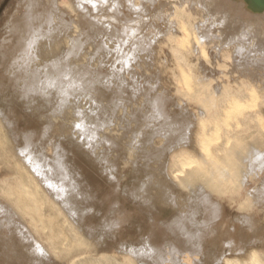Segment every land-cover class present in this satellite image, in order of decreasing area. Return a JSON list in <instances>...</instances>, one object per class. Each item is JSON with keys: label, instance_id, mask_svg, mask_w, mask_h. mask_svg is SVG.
Instances as JSON below:
<instances>
[{"label": "rangeland", "instance_id": "rangeland-1", "mask_svg": "<svg viewBox=\"0 0 264 264\" xmlns=\"http://www.w3.org/2000/svg\"><path fill=\"white\" fill-rule=\"evenodd\" d=\"M15 1L17 2V0H0V22H2L0 28H3L5 13L17 4ZM63 1L65 2L64 5L68 3V0ZM120 1L124 2L125 0ZM218 1L223 5L220 8L213 7V0H189L188 2L196 6L192 9L194 13L199 11V14L205 17L204 21L207 20L205 22L212 28L223 29V25L217 26L216 22L225 18L222 35L224 34L226 40L229 38V43L226 44L229 45V48H236L232 41H237L238 38L242 40L243 36L248 35L250 47H259V51L247 53L241 59L257 68L259 76L254 78L240 77L239 73L230 72L231 66L234 65L233 61L213 60L212 58L209 60L201 54H196L193 51L195 48L191 46L183 52V58L176 57L172 53L173 44L164 37L158 39L156 44L153 42L146 43L148 48L142 44L146 48V52H143L144 49L138 45L136 50L138 49L139 52L136 51L133 56H128V66L133 67L129 70L131 72L123 70L125 66H121L123 65L122 60H120L122 55L119 54L121 50H119V46L123 40L115 33L109 17L101 12L99 16L102 25L95 38L83 40L78 62L80 67L76 69L72 58L65 59L63 61L64 80L61 88L51 85L47 91V101H42L40 95L33 96L35 100L32 103L37 106L38 110L29 112L32 114L29 117L34 116L35 121L28 118L29 107L22 106V98L18 97L19 105L16 111L19 117L20 134L18 132V135L21 137H18L17 143L8 136L7 129L0 122V200L2 201L0 205L2 206L3 203V206L0 207L7 213L5 216L2 215L0 219L4 220L5 223L11 222L14 224L12 229H16L11 232V236L10 229H2L0 238L3 235L8 236V238L15 236V239L20 241L22 239L21 243L20 241L18 243L20 245H17L18 248L27 252L29 250V256L38 253L47 262L53 264H72L74 260L77 263L73 262V264H189V261L192 264H224L222 259L225 257L245 261L254 250L259 251L264 258V131L260 129L256 120L258 114L264 119V23L262 22L264 15L256 14L254 18L248 14L247 6H235L233 5L235 4L234 0H230L231 2L228 0ZM245 1L247 2V0ZM228 7L230 10L232 8V18L228 14ZM122 8L123 12L119 15L122 21L125 18L136 19L140 15L145 17L153 13L154 10V7L150 5V9L145 7L140 14V12L134 11L135 8H132L130 3ZM65 9L68 11V6ZM142 9L143 7H140L138 11ZM213 9L216 12L212 13ZM166 11L168 12L167 17L170 18V10ZM204 11H207L206 14ZM220 11L221 13H219ZM184 13L186 14V12ZM194 17L192 15L184 16L189 22L188 30L192 34L193 43L196 32L193 25ZM177 19V16H172L171 21L175 20L176 22ZM228 20L230 22L227 26ZM133 22L135 20L131 23ZM212 22L216 26H213ZM143 25L146 28L145 23ZM138 33V35L143 34V32ZM127 46V50H133L131 45L127 44ZM139 49H142V54ZM148 49L149 51H147ZM205 49L207 52L210 51L209 46H206ZM136 54L137 56H135ZM143 58L146 61L149 60L146 62ZM150 60L152 61L150 62ZM179 65L187 73L191 71L193 79L197 83L195 94L181 90L179 82L182 79V71ZM198 65L199 67H197ZM204 65L205 68H200ZM148 68L149 70H147ZM198 68L200 69L198 70ZM201 69H204L205 75L210 72L211 75H207L208 80ZM7 75L8 72L3 71V81ZM114 76L120 80H125L128 88L125 87V92L122 90L120 82L119 84L112 81ZM247 84H251L253 88L248 87ZM130 86L133 87V90L136 88L135 91L140 89L142 97L138 94L134 96ZM161 88L163 89L161 90ZM143 92L147 93L144 95ZM229 94L241 97L246 102L253 100L256 103L254 108L247 110L252 121L250 119L242 126H234L223 133L213 149L216 156L214 158L221 164L225 174L227 173L225 175L220 172L221 169L210 162L209 158L201 154L195 139L199 125L204 121V115L208 116L220 111L221 103ZM149 98H154V102L151 100L152 103ZM143 99L151 103H146ZM159 101L163 104L157 106ZM172 102L174 103L172 104ZM149 105L154 106V108H150ZM163 105L166 106L163 107ZM78 110L91 112L96 116V120L94 122L85 121L86 118L82 117V121L77 115ZM148 110L151 112L153 110V115ZM147 114L149 117L143 116ZM166 114L169 115L167 118H165ZM155 116H159V119ZM155 119H158L157 122ZM172 120L173 122L176 121L173 125ZM153 122L156 124L151 125ZM166 123H169L168 126ZM175 123H177L178 129ZM161 124L164 126L160 127ZM81 126H84L88 131L81 132ZM172 128L176 130H172ZM186 128V132H183ZM159 129L164 130H160L162 131L160 132ZM165 130L169 131L168 134L163 132ZM173 132L182 133V138L178 134L180 139L177 136L176 139L174 135L177 134ZM131 133L132 136H129ZM184 133L186 134L184 135ZM138 134L142 136L141 139ZM155 134L158 135L155 136ZM136 136L138 142H134ZM183 136L184 140L181 141ZM28 137L35 142L32 148L45 143L44 148L48 147L47 149L43 148L46 151L44 152L46 157L59 156L61 153L60 159L67 166H70L71 170L74 169L73 172L70 171L74 177L70 174L67 176H71V178H67V181L69 180V185L74 187L67 186L70 188L67 190L76 199L78 197L79 201L83 198V202H76L78 203L77 211L81 209L85 212L84 214L80 210L82 213L78 212V214L82 215V218L76 219V221H82L83 226L79 222L78 226H75L77 223L72 222L73 220L67 215L68 213L61 208L62 205H59L62 201L57 199L60 198L55 199L54 189L40 181L41 178L36 177V173L30 169L31 166H28L30 164L23 161L24 159L22 160V154L14 150L17 149L18 151V148L23 147ZM125 138H128V141ZM52 139H54L56 146H59L57 153H54L57 149L54 144L55 148L46 146V143ZM118 139L120 140L118 141ZM186 139L189 141L191 139V141L188 143ZM176 142L178 145L180 144L181 148L186 147L202 163L204 175L191 176L188 173L172 172L170 150L177 145ZM182 142L189 146L182 144ZM124 144L125 146H123ZM178 145L177 147H179ZM171 146L173 147L171 148ZM168 149L170 150L168 151ZM242 157H245V163L242 161ZM77 173L79 176H75V174L78 175ZM82 180L84 181L82 182ZM78 186L84 188L76 189ZM161 187L162 189H160ZM92 189L97 192L94 190L92 192ZM73 190L74 192H72ZM85 190H87L88 196L85 194ZM25 193L29 194L26 195ZM52 193L53 195H51ZM84 196L89 197L87 201L91 204L86 201ZM201 197L202 199L205 197V200L208 197L207 202H204V199L202 201ZM36 199L37 202L39 201L38 203ZM73 203L75 204V202ZM89 205L93 207L89 208ZM11 207L15 211H12ZM13 215L14 218H12ZM18 216L21 221H19ZM15 218L18 223L14 221ZM94 221L95 223H93ZM88 227L89 229H86ZM83 228H85V232L89 231L90 228L93 230H90V233H85ZM20 229L26 236L21 233ZM16 230L21 234L17 233ZM5 231H8L7 234ZM91 233L97 237L94 238L92 235L90 238ZM102 237L108 245L104 247L95 246L93 243L98 241L93 239L99 240ZM2 238L4 239V237ZM26 242L27 244L31 242V245H25ZM34 242L35 245L32 244ZM22 244L25 247L24 245L20 247ZM36 245L43 249L41 250L42 253L39 248H33ZM1 259L2 262L5 261L9 264L7 254Z\"/></svg>", "mask_w": 264, "mask_h": 264}, {"label": "bare ground", "instance_id": "bare-ground-1", "mask_svg": "<svg viewBox=\"0 0 264 264\" xmlns=\"http://www.w3.org/2000/svg\"><path fill=\"white\" fill-rule=\"evenodd\" d=\"M188 1L187 0H125L123 2V1H120V0H68L67 1L68 3L66 2L67 3L66 5H64L65 2L63 0H17V2L15 1L17 3V4L15 3L16 5L13 4L15 7L13 9L11 8L4 15V20H3L4 21V25H3V28L1 27L2 30L0 31V122H1L2 126H4V128L7 129V131H8L7 134H9L8 136L13 141H15V143H17L18 137L20 136V135H18V132L20 134V130L18 128L19 117L17 115L18 112L16 111V109H17V107L19 105L18 97L22 98V101H21L22 106H24V107L28 106L29 107V110L27 111L28 112L27 113L28 114V118L31 119L32 121L33 120L35 121V119L33 118L34 116L33 117H29V116H32V114L29 113V112H33V111L36 112L38 110L37 106H35L32 103L35 100V98H33V96L40 95V99L42 101H47L48 100L47 99V93H48L47 91H48V89H49V87L51 85H55L59 89L61 88V86L63 85V80H64L63 61L65 59L72 58L73 61L75 62L76 69H78L80 67L78 62H79V57H80V54H81V47H82V44H83V40L84 39H93V38H95L97 32L99 31L100 26L102 25L100 23L101 21H100V16H99L101 12L102 13L104 12L107 15V17H109V19L113 23V25L112 24L111 25H112V28L114 29L115 33L118 36H120L119 37L120 39L123 40V43H121L120 46H119V50L120 49L121 50L120 51L118 50L120 52L119 54L122 55L120 57L121 58L120 60H122L121 62H123V65H121V66H123V67L125 66V68L123 70H128L129 71L130 69L133 68V67L130 68L128 66V63H129L128 62V56H133V53L134 52L136 53V51L138 50V49L136 50V47L138 45H141V47L144 49L143 52L144 51L146 52L145 49L149 47V46L147 47L146 43H148V44H149V42L150 43H152V42L155 43L158 39L164 37V38H167L173 44L172 45V53L176 57H182L183 58V56H184L183 52L185 50H188L189 47L191 46L192 48L193 47L195 48V49H193V51L196 54H201L202 56H204L206 58H209V60H210V58H212L213 60L224 59L225 61H230V60L233 61L234 65L231 66L232 67L231 71H230V68L228 70L231 73H239L240 77H243V78H254L256 76H259V73H257V70H256L257 68L253 67V65L251 63L250 64L246 63L247 62L246 60L242 61V59H241L247 53H256V52L259 51V47H257V48H255L256 46H251L250 47V45H249L250 41H248L249 40L248 35L243 36L242 40H240L238 38L237 41H232V42H234L236 48H233V49L229 48L228 47L229 45L228 46L226 45V44L229 43V41H228L229 38L226 40L225 39L226 37L224 38V36H223L224 34L222 35V30H224V27H225V21H226L225 18L222 21L217 20V22H216L217 26L223 25L222 26L223 29L220 30V29L212 28L211 25H209V24H207L205 22L207 20L204 21L205 17L201 16L199 14V11L197 12L195 10L196 12L194 13V11L192 9L194 7H196V6H194L193 3L191 5V3L188 2ZM208 1H210V0H208ZM228 1H230V0H228ZM234 1H235V4H233V5H235V6H239V7L240 6L241 7L242 6L243 7L247 6L248 11H249L248 14H251L252 17H254V15H256V14H262L261 16L264 15V0H247L248 3L245 0H234ZM129 3L132 5V8H135V10L134 9L133 10L135 12L136 11L140 12V14L143 12L145 7L150 9V5H151V6L154 7L153 13L148 14L145 17L141 16V15L137 16L136 19L125 18V20L122 21V18L119 16L123 12V8L122 7H124L125 5L128 6ZM213 3L214 4H212V5H213L214 8H220V7L223 6L218 0H213ZM230 5L233 7V5L231 3H230ZM65 6L66 7L68 6V11L65 9L66 8ZM140 7H143V9L138 11L140 9ZM166 10H168V11L170 10V18L167 17L168 12ZM213 10H212V13L216 12V10H214V11ZM200 11H201V9H200ZM217 11H219V10L217 9ZM221 11L219 13H221ZM227 11H228V14L232 18L233 17L232 8H231V10H230V8L227 9ZM227 11H225V13H227ZM184 12H186V14ZM201 12H203V10ZM206 12H205V14H206ZM132 13H134V12H132ZM201 14H203V13H201ZM217 14H218V12L216 13V16H217ZM189 15H192V17L195 16L194 17L195 20H194V23H193V25L195 27V31H196L195 32V41H194V43L192 42V34L188 30L189 22L184 18V16L186 17V16H189ZM172 16L173 17L177 16L179 20L177 19L176 22H175V20L171 21ZM235 16H236V13H235ZM243 17H245V16H243ZM259 18H261V17L259 16ZM214 19H216V18H214ZM248 19H249V17H248ZM134 20H135V22L131 23ZM210 21H211V19H210ZM256 21H260V20H256ZM229 22L230 21L228 20L227 21V26L229 25L228 24ZM239 22H240V20H239ZM262 22L264 23V21H262ZM129 23H131V24H129ZM144 23H145L146 28H144V25H143ZM154 23H155V25H154ZM0 24H2V22H0ZM127 24H129V25H127ZM147 24H149V25H147ZM213 24L214 23L212 22V25ZM251 24H252V22H251ZM216 25H213V26H216ZM257 25H256V27H257ZM137 26H140V27L137 28ZM256 31H258V30H256ZM138 32H140V33L143 32L144 35L143 34L138 35L139 34ZM246 37H248V38H246ZM254 38H255V36H254ZM231 40H232V38H231ZM169 41H168V43H169ZM255 42H256V40H255ZM127 44L131 45V47L133 48V50L131 49L132 51L126 49L128 47ZM142 44L146 48H144L142 46ZM206 46L210 47V51L209 52L206 51V49H205ZM139 50L141 51L142 49H139ZM147 51H149V49ZM137 52H139V51H137ZM141 54H142V51H141ZM144 54H146V53H144ZM135 56H137V54ZM138 56L140 57L139 54H138ZM263 56H264V54H263ZM153 57H154V54H153ZM251 57L252 56L250 55V58ZM130 58H129V61H130ZM136 60H137V58H136ZM151 61L152 60H150V62ZM154 61H155V59H154ZM198 61H200V60L198 59ZM148 66H150V65H148ZM179 67H180V69L182 71L181 72L182 73V79L179 82L181 90L184 91V92H188L189 94H195V92H196L195 86H196L197 83H195V81L193 79V76L191 74V71L189 73H187L186 71L183 70L181 65H179ZM197 67H199V65ZM201 67L205 68V65L204 66H200V68ZM200 68H198V70ZM145 69H143V71H145ZM118 70H121V69H118ZM147 70H149V68ZM213 70H211V71H213ZM3 71H7L8 72V75L6 77H4V81L5 82L3 81ZM208 71H209V69H208ZM214 71H216V70H214ZM129 72H131V71H129ZM202 72L204 73V69L202 70ZM207 75L210 76L211 75L210 72ZM207 75H205V73H204L205 78L208 80ZM129 76H131V75H129ZM212 76H214V75H212ZM113 79H114V80H112L113 82H115V83H119L120 82L121 83L122 90L125 92L124 89H125V87L127 88L125 80H120V78L118 79L117 76L116 77L114 76ZM141 79H142V77H141ZM247 86L250 87V88H253V86L251 84H247ZM213 87H214V85H213ZM263 88H264V86H263ZM131 89L134 92V96L136 94L140 95L141 92H142L140 89H137V91H135L136 88H135V90H133V87H131ZM162 89L163 88H161V90ZM214 89H216V88L214 87ZM135 92H137V93H135ZM252 92L254 93V91H252ZM145 93H147V92H145ZM145 93L143 92L144 95H145ZM149 93H150V91H149ZM140 96H138V97H140ZM138 97H136V98H138ZM153 99L154 98H152V99L149 98L150 101L153 100ZM157 99H159L158 96H157ZM254 100H255V98H254ZM155 101H157V100H155ZM144 102H146V103L148 102L149 103L148 100L147 101L144 100ZM153 102H154V100H153ZM173 103L174 102H172V104ZM255 103L256 102L253 101V100H248L246 102L241 97H236V96H232V95L229 94L228 96L225 97V99L221 103V105H220L221 110L213 113L212 115L211 114L208 115V116L204 115V121L199 125V128L197 130V134H196V139H195V141L197 143V146L200 149V152H201V154L204 157L209 158L210 162L212 164H214L216 167L221 169L220 172L222 174H225V172H224L221 164L217 161L216 158H214L216 156H215V153H214L213 149L215 148L220 136L223 133H226L227 131H229L234 126H242L243 123H246V121H249L251 119V117H249L248 114H247V112H248L247 110H248V108H254ZM21 104H20V106H21ZM159 104H163V103H160V101H159V103H157V106H159ZM141 106H143V105L141 104ZM149 106H150V108L151 107L154 108V106H151V105H149ZM165 106L163 105V107H165ZM38 107L40 108L39 105H38ZM144 107H145V104H144ZM176 107H178V106L176 105ZM144 109H143V111H144ZM169 111H170V109H169ZM85 112H86V114H85ZM85 112H83L81 110L77 111V115L80 117L81 120H82V117L86 118L85 121L90 120L91 122H94L96 120V116H94L91 112H87V111H85ZM145 112H146V110H145ZM148 112H151V111L148 110ZM152 112H153V110H152ZM181 113H183V112H181ZM168 114H172V113H168ZM168 114H166L167 116L165 115V118H167L169 116ZM148 115L149 114L143 115V116L149 117ZM152 115H153V113H152ZM136 117H138V116H136ZM155 117H158V119H159V116H155ZM119 118H117V119H119ZM133 118L135 119V117H133ZM125 119H123V120H125ZM141 119H143V118L141 117ZM144 119H145V117H144ZM148 119H150V118H148ZM157 120H156V122H157ZM175 120H174V122H176ZM256 120H257V122L259 124L260 129L264 131V119H263V117L258 114ZM138 121H140V120H138ZM150 121H151V119H150ZM161 121H162V119H161ZM251 121H252V119H251ZM134 122H136V121H134ZM141 122H143V121H141ZM156 122H153L151 125H153L154 123L156 124ZM167 122H168V120H167ZM172 122H173V120H172ZM174 122L172 123V125L174 124ZM140 124H142V123H140ZM168 124H167V126H168ZM175 124L177 126V123H175ZM157 126H158V124H157ZM163 126L164 125H162L160 127H163ZM176 126H175V128H176ZM126 127H128V126H126ZM145 127H147V126H145ZM80 129H81L80 130L81 132H85V131L87 132L88 131V129L86 130V128L84 126H81ZM167 129H170V128H167ZM174 129L172 128V130H174ZM177 129H178V126H177ZM145 130H147V129H145ZM160 130H164V129H159V131ZM185 130H187V128L184 129V131H183V129H181V131H183V132H186ZM141 131H142V129H141ZM154 131H156V130H154ZM93 132H95V130H93ZM140 132H139V134H140ZM142 132H141V135H142ZM160 132H162V131H160ZM163 132L164 133L166 132L165 134H168L169 131L167 132L165 130ZM136 133H137V131H136ZM136 133L134 134V136L136 135ZM187 133L189 134V132H187ZM158 134H155V136L158 135ZM174 134H177V135H174V136L178 137V134H180V133H174ZM181 134H180V136L182 138ZM185 134L186 133H184V135ZM25 136H27V135L25 134ZM129 136H132V133ZM161 136H163V135H161ZM166 136H168V135H166ZM187 136H189V135H187ZM138 137H140V139L142 138V136H140V135ZM138 137L136 136V138H134V139H136L134 142L137 141ZM165 137H164V140L166 139ZM177 137H176V139H177ZM151 138H152V135H151ZM186 138H188V137H186ZM12 140H10V141H12ZM111 140H113V139H111ZM119 140L120 139H118V141ZM182 140H184V136H183V139H181V141ZM186 140H187V142L189 141V139H186ZM121 141H122V139H121ZM175 141H178V140H175ZM190 141H191V139H190ZM27 142H26L25 145H23V147L21 146V148H18V151H17V149H14V150H16L17 153L19 152V154H22L21 155V157H23L22 160L24 159L23 161H26V162H28L27 164H30L28 166L29 167L31 166L30 169L31 170L33 169L34 173H36V177L38 176V178H41L40 181L45 183L47 186H51L50 188L54 189V193H55V196H56L55 199H57V197L60 198V199H57L60 202L62 201V203L59 204V205H62L61 208H63L66 211V213H68L67 215L73 220L72 222H74V223L76 222L77 223V224L75 223L76 224L75 226H78V222H79L78 218L82 216V215L80 216L78 214V212L80 213L81 211L82 212H84V211L81 210V209H80L81 211L80 210L77 211V208H78L77 205H78L79 202L80 203H81V201L83 202V198H81V201H79L78 197L76 199V197L73 194L71 195L70 194L71 192L70 191L68 192V190H67V189H70L67 186H70V187L73 186L71 184L69 185L70 182L68 183L69 180L67 181V178H69V177L71 178V176L74 177V175H71L72 174L71 172H73L74 169L72 168L73 170H71L70 166H67V164L65 162H63L62 159H60L61 153L59 154V156L55 155L54 157H49V158L46 157L47 155H44V152H46V151L43 150L45 143L40 144L39 146L37 145L36 148L35 147L32 148V145L34 146L35 142H33V140H30L29 137H28ZM129 142H130V140H129ZM53 144H54V146L56 148L59 147V146H56V143H55L54 139L49 140L46 143V146L48 145V146H52L53 148H55L53 146ZM131 144H132V142H131ZM148 144H150V143H148ZM182 144L188 145L185 142L184 143L182 142ZM177 145H178V143H177ZM177 145L176 146L174 145V146L177 147ZM18 146H19V144H18ZM123 146H125V144ZM181 146H183V145H181ZM15 147H16V145H15ZM172 147L173 146H171V148ZM175 147H173L172 149L170 148L171 150L168 149V151L169 150L171 151L170 152L171 153V165H170V168L172 169L173 173H176V172L181 173V174L188 173L191 176L204 175L205 174L204 170L202 169V167H203L202 163L188 149H186V147H182V148L180 146L177 147V148H175ZM47 148H44V149H47ZM128 148H130V147H128ZM58 149L59 148H57L56 152H54V153H57ZM119 150L121 151L120 148H119ZM123 152H125V151H123ZM142 153H143V151H142ZM140 154H141V152H140ZM21 157H20V159H21ZM71 159H73V158H71ZM237 159H238V157H237ZM70 160H69V162H70ZM100 161H101V159H100ZM242 161L245 163V157H242ZM72 166H73V163H72ZM247 166H248V164H247ZM104 167H105V165H104ZM68 174H70L71 176L69 175V177H67ZM104 174H106V173H104ZM245 175L247 176V174H245ZM75 176H79V174L78 175L75 174ZM82 176H84V175H82ZM73 180H75V178ZM83 181L84 180H82V182ZM85 181L87 183V180H85ZM76 184L78 185V183H76ZM76 184H75V186H76ZM79 185L82 186V184H79ZM87 185H89V183H87ZM81 186L80 187L78 186V188H76V189L81 188ZM83 188H81V189H83ZM23 189H25V188H23ZM94 189H92V192H93ZM160 189H162V187ZM74 190L72 192H74ZM24 191L26 192V190H24ZM85 191H86L85 194L88 196L87 190H85ZM94 191H96V190H94ZM78 192L81 193V191H78ZM83 192H84V190H83ZM92 192L90 193L91 195H92ZM75 193H77V192H75ZM27 194H29V193H27ZM90 194H89V196H91ZM204 194H205V192H204ZM51 195H53V193ZM32 196H34V195H32ZM71 196H73V197H71ZM76 196H78V195H76ZM84 197H85L86 201L89 198V197L87 198L86 196H84ZM207 198H206V200L204 199V202L205 201L207 202ZM200 199L203 201L202 197ZM1 202L2 201L0 200V203ZM36 202H37V199H36ZM73 202H75V204ZM76 202H78V203H76ZM87 202L91 204V202H89V201H87ZM87 202H86V204H87ZM34 205H36V203H34ZM79 205H81V204H79ZM2 206H3V203H2ZM1 207H0V218H1L2 215H4V216L7 215V213ZM5 207H7V206H5ZM88 207L91 208L93 206L90 207V205H89ZM8 209H9V207H8ZM83 209H84V207H83ZM13 210L14 209L12 208V211ZM86 210L88 211V208ZM84 214H85V212H84ZM93 214H94V212H93ZM93 214H92V216H94ZM14 215L16 216L15 213H14ZM14 215H13L12 218H14ZM90 216H91V214H90ZM76 219H78V220L76 221ZM5 220H7V219H5ZM14 221L17 222V219L14 220ZM19 221H21L20 217H19ZM81 222L82 221H80L79 223L82 225ZM93 223H95V221ZM13 225L14 224H12L11 222L7 221L5 223L4 220L0 219V231L2 229H5V230L10 229L9 230L10 236H11V232L16 229V228L14 230L12 229ZM18 225H20V224H18ZM81 225H79V226H81ZM17 229H18V227H17ZM84 229L85 228H83V231H84ZM86 229H89V227L86 228ZM20 230H21V233H24V232H22V229H20ZM79 230H80V228H79ZM90 230H91V228H90ZM89 231H87V232L90 233L91 231L90 232ZM7 232H6V234H7ZM27 232H29L28 229H27ZM87 232H85V233H87ZM13 233H15V232H13ZM17 233H19V232L17 231ZM21 233H19V234H21ZM103 234H105V233H103ZM28 235H30V234H28ZM92 235L94 236V233L90 234V238L92 237ZM1 236L4 237V239L2 237H1L2 239L0 238L1 239L0 240V264H8L5 261L2 262V259H1V257L4 256L5 254H7V257H9V264H51L52 263V262L51 263L47 262L43 257L39 256V254L37 252L36 253L38 255L37 254H32V256H29L30 255L28 253L29 250L27 252L25 250H22L21 248H18L17 245H18L20 240H16L15 236H14V238H11V237L8 238V236H3V235H1ZM25 236H26V234H25ZM96 237L94 236V238H96ZM25 239H26V237H25ZM93 240L98 241L97 243H93L95 246L104 247V246L108 245V244H106V242H104L105 240L103 239V237H102V239L100 238L99 240H96V239H93ZM21 241H22V239H21ZM21 241H20V243H21ZM25 241H27V240H25ZM29 241H30V239H29ZM32 241H34V240L32 239ZM30 243H28V244L31 245ZM26 244H27V242L25 243V245ZM32 244L35 245V242L32 243ZM23 245L24 244H22L20 247H22ZM25 245H24V247H25ZM37 245L33 246V248H39L40 249L41 247H39ZM41 250H43V249L39 250L42 253ZM187 259H189V258H187ZM222 261H224L226 264H264V258L259 253V251H257V250L252 251V253H250L249 257L245 261H241L238 258H226V257L223 258ZM73 262L77 263V262H75V260ZM73 262H72V264H73ZM188 263L192 264L191 261H189Z\"/></svg>", "mask_w": 264, "mask_h": 264}, {"label": "snow or ice", "instance_id": "snow-or-ice-1", "mask_svg": "<svg viewBox=\"0 0 264 264\" xmlns=\"http://www.w3.org/2000/svg\"><path fill=\"white\" fill-rule=\"evenodd\" d=\"M77 127H78V125H77Z\"/></svg>", "mask_w": 264, "mask_h": 264}]
</instances>
